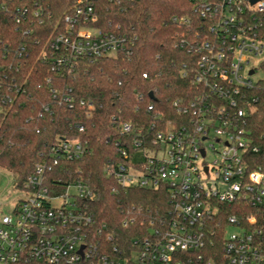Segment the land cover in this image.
I'll return each instance as SVG.
<instances>
[{
	"label": "built area",
	"instance_id": "built-area-1",
	"mask_svg": "<svg viewBox=\"0 0 264 264\" xmlns=\"http://www.w3.org/2000/svg\"><path fill=\"white\" fill-rule=\"evenodd\" d=\"M190 1L201 25L181 44L197 58L182 71L192 93L172 102L176 120L154 105L148 107L152 120L147 126L113 117V145L129 162L105 169L124 188L165 189L171 219L160 229L151 222L149 235L120 247L107 225L97 224L92 209L97 189L80 178L63 182L53 177L51 163L92 155L87 142L59 140L50 161L38 164L16 190L21 197L11 212L0 214V264H264V166L252 170L250 157L261 147L248 127L260 80L252 78L264 67V0ZM98 2L75 0L62 18L64 31L48 38L53 70L70 73L84 58L131 54L137 36L112 22L107 26L117 31H103ZM0 15L26 35L32 32L25 28L30 21L42 25L51 18L38 0H0ZM10 46L0 38V115L11 109V72L19 71L10 63ZM51 93L60 105L75 106L68 93L55 88ZM80 105L95 107L85 101ZM209 154L215 158L207 160ZM59 200L61 205H54ZM224 210L233 213L217 222ZM229 227L237 232L229 234ZM217 228L223 234L218 257L211 255Z\"/></svg>",
	"mask_w": 264,
	"mask_h": 264
},
{
	"label": "trees",
	"instance_id": "trees-1",
	"mask_svg": "<svg viewBox=\"0 0 264 264\" xmlns=\"http://www.w3.org/2000/svg\"><path fill=\"white\" fill-rule=\"evenodd\" d=\"M38 1L51 18L47 17L42 25L30 21L25 27L32 28L29 35L17 32L11 18L0 15V38L11 43L10 63L19 68L11 72L15 87L11 109L0 115V169L11 174L13 189L20 190L38 164L50 161L49 154L59 140L87 142L91 156L51 163L52 175L63 178V182L80 178L95 187L92 209L97 224H106L114 242L128 248L131 240L150 234L151 222L160 229L162 221L171 219V203L165 189L124 188L105 172L129 162L113 145L116 125L112 118L133 119L138 126H147L152 120L150 105L164 111L169 119L179 118L172 102L192 93L190 80L182 77V71L184 65L190 69L197 59L181 44L200 29V19L190 0H125L119 4L99 0L98 26L103 31H117L115 26L119 24L120 30L137 36L131 54L84 58L70 73L63 69L60 73L61 69L53 70L48 38L64 31L62 18L75 0ZM174 18H187L189 22H175ZM109 22L115 26L108 27ZM52 88L71 95L75 106L60 105L52 96ZM253 93L257 102L248 116V127L261 152L250 157L252 170L264 166V77ZM81 101L92 102L94 109L81 106ZM232 213L220 211L216 218L221 220L216 221L224 223ZM219 231L212 238L211 250V255L217 257L223 245Z\"/></svg>",
	"mask_w": 264,
	"mask_h": 264
},
{
	"label": "rangeland",
	"instance_id": "rangeland-1",
	"mask_svg": "<svg viewBox=\"0 0 264 264\" xmlns=\"http://www.w3.org/2000/svg\"><path fill=\"white\" fill-rule=\"evenodd\" d=\"M263 77L264 74L261 71H258L252 79L253 81H257ZM217 147L221 148L220 145H217ZM214 158L213 154H209L207 160H213ZM20 197L21 193L13 189L11 184V174L0 169V214H9ZM54 205H61V201H55ZM228 232L229 234H232L237 232V230L233 227H229Z\"/></svg>",
	"mask_w": 264,
	"mask_h": 264
},
{
	"label": "water",
	"instance_id": "water-1",
	"mask_svg": "<svg viewBox=\"0 0 264 264\" xmlns=\"http://www.w3.org/2000/svg\"><path fill=\"white\" fill-rule=\"evenodd\" d=\"M256 1H257V0H254V2H256ZM251 74H252V73H251ZM151 97H152V98H154V95H153V94H151Z\"/></svg>",
	"mask_w": 264,
	"mask_h": 264
}]
</instances>
